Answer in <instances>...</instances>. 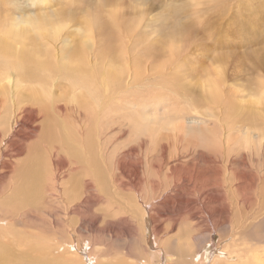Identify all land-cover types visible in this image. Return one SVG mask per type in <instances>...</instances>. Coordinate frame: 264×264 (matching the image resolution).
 <instances>
[{
	"label": "rangeland",
	"instance_id": "374dc122",
	"mask_svg": "<svg viewBox=\"0 0 264 264\" xmlns=\"http://www.w3.org/2000/svg\"><path fill=\"white\" fill-rule=\"evenodd\" d=\"M0 9L2 24L3 21L16 24L26 22L28 18L41 14L53 19L56 14H62L61 17L64 16L65 20L61 24L67 29L71 45L77 39L78 44L87 42L90 46L88 50L92 49L93 53L101 45H105V35L97 28L86 31L84 19L97 15L105 21L114 12L121 18L124 26L123 30L118 28L119 31L116 32L118 39L109 42L113 50L116 48L114 51L123 52L124 58L123 62H116L114 65L122 68V71L112 88L113 111H110L109 116L112 123L103 127L107 128L111 142L106 148L107 154L102 153L101 159L97 160L98 172L79 167L76 175L68 177L66 171L60 170L64 172V179H67V201L58 205L54 198H44V194L48 195L49 191L45 192L44 188H40L42 193L39 198L43 201L35 200V207L26 205L30 206L25 207L26 211L13 189L14 176L8 181L10 176L0 173L4 176L0 182L1 242H13L12 235L17 236L22 232L28 237L37 236L38 240L51 246L60 242L62 254L70 264H212L213 257L225 247L232 233L229 221L233 225V222H242L250 215L254 220L242 233V246L250 251L258 249L262 255L264 216L262 213L258 215L260 217L257 213H252L256 202L247 204L245 201L243 206L240 193H258L259 187L264 183V154L255 155L251 151L255 168L245 171V174L241 168H237L242 181L230 184L224 182L222 187L227 196L220 200L201 198L203 186L192 185L187 177L192 170V146L198 150L193 153V162L201 163L197 166L200 167L199 171L208 176L213 174L209 165L205 164L209 156L204 149L212 135H227L231 129L233 131L231 130L230 135L233 138L252 135L255 143L248 146V149H258L256 142L261 140L258 139L260 132L264 133V0H0ZM135 70L138 71V81H133L131 77ZM213 83L219 85L220 104H216L207 94ZM144 116L159 117L160 122L143 132L142 129L135 128V124ZM82 120L83 123L86 122L83 117ZM89 128L93 133V126ZM155 134L160 137L156 138L160 140L159 143L153 141L151 146L141 143ZM174 136L182 137L183 142L172 144L169 140ZM240 148L241 151L232 149V152L244 153L247 150L242 145ZM121 151H130V157L121 158L123 166L119 164L117 167L115 159ZM247 166L249 162L243 168L249 169ZM257 174L260 175L258 178ZM179 175L181 176L178 177ZM226 179L228 182L229 178ZM208 181L202 185L206 186L207 194L211 196L210 193H215L216 189L212 186L208 188ZM236 185L240 186L239 192L235 190ZM45 200L51 201L50 204L53 205L45 203ZM36 215H40L37 216L39 221ZM223 219L228 222L221 223ZM218 220L220 221L217 222ZM25 221H29L28 224L34 223L35 226L28 225ZM3 227L11 232L6 229L4 232L8 234L2 233ZM27 230L32 231V234ZM16 241L12 245V253L13 256H20L25 252V247Z\"/></svg>",
	"mask_w": 264,
	"mask_h": 264
},
{
	"label": "bare ground",
	"instance_id": "6f19581e",
	"mask_svg": "<svg viewBox=\"0 0 264 264\" xmlns=\"http://www.w3.org/2000/svg\"><path fill=\"white\" fill-rule=\"evenodd\" d=\"M3 4H4V2H3ZM9 7H11V6H9ZM13 8L14 7H12V9ZM61 15L62 14H59V15L56 14L55 16L52 15V18H53V16H54V18L51 19V18H49L50 16H48L46 14H41V15H37L36 17L28 18V20L26 22H21L18 24L13 23V22H7V21H3V24L0 23V173L8 174V176H10V177H8V181H9V178L11 179V176H14L15 180H14V184H13L14 185L13 189H15L17 197L21 200V203L24 205V210H25L26 205H31V207H32V205L34 206L33 203L35 202V200H37V202H38V200L43 201L42 198L41 199L39 198L40 194L42 193L40 188H44L45 192H46V190L49 191V193H47L48 195L44 194V192H43V194L45 195L44 198L48 197L49 200L51 198H54L58 205L67 201L68 192H67V188L65 186L67 179L66 180L64 179L65 178L64 172H62L60 170L66 171L68 177H71L73 174L76 175L78 173V169H80L79 167H87L89 170L91 168L94 171H97L99 169L97 160L101 159V157L103 156L102 153L107 154L106 148L109 147L110 142H111L110 136L107 134V130H106L107 128H103V127H106L105 125L109 126V124L112 123L110 120V117H109V116H111L110 115V111L112 110L111 103L113 102L112 95L114 93L112 88L115 85V83L117 82L118 76L121 74V71H122V68L118 67L117 65L116 66H114V65L116 62H119V63L123 62L124 56H123L122 51H119V50L114 51L116 48H114V50H113V47L110 46L109 42H111L112 39L113 40L118 39L116 32H117L118 28H120V30L124 29V26L122 23L123 21L114 12H111L108 15L107 20H105V21H102L97 15H92L91 17H87L86 19H84L83 24L86 25V28H85L86 31H92L93 29L97 28L99 30H102L101 33L102 34L104 33V35L106 37V38L104 37L105 41H103L105 45H101L100 48L101 47L102 48L97 49L96 53H93L92 49L90 51L88 50L90 46L88 45L87 42L82 41V44H80V43L78 44V39H77L75 41V43L71 45V43L68 41L69 39H68L67 29H64L65 26L63 24H61V22H63L62 20H65V17L64 16L61 17ZM21 25H25V26H21ZM125 26H126V24H125ZM172 50L173 49H171V51ZM135 71L136 72H132L131 77H132L133 81H135V80L138 81V71L137 70H135ZM217 82H218V80H217ZM218 86L219 85L216 83L211 84V86L209 87V92L207 93L209 96H211L212 100L216 104H220V101H221L219 99V94H218V88L219 87ZM263 92H264V90H263ZM231 108H232V106H231ZM212 115H214V114H212ZM82 117L86 121L85 123H83ZM158 118L159 117H148V116L146 117V116H144L143 118L140 119V121H137V123L135 124V128H137L139 130L142 129L143 132H145L149 127L157 126L159 124L160 118L159 119ZM215 118H216V120L218 119L216 116H215ZM78 122H80V123L78 124ZM234 122H235V120H234ZM92 126H93V128H91V129H92L93 133L90 132V128H89ZM225 130H226V128H225ZM231 130H229V134H227L228 132L226 133L227 135H224L221 133H219L217 135H212L208 139V142H207L208 144L204 145V147H205L204 149H206V153H208V156H209L205 160V162H206L205 164L209 165V167H210L209 170H211L213 173L210 176H208L204 173H201L199 171L200 167H197V166L199 164L201 165L200 162H198V164H196V162H193V159H194L193 153H196L198 150H197V148H195V146L191 145L192 146L191 147L192 153H190L191 154L190 156H192V157L190 159V162H192V164L190 166H191L192 170H190V176L187 178H188V180L192 181V185H200L201 184L200 186H203L201 188V189H203V192L201 191V193H202L201 198H204V200H208V199H210V197L211 198H217V200H220V199H223L224 196H227L226 190L222 187L224 182H225V184H230V182H234V181H240L241 182L242 181V175L237 173L236 169L241 168V170L244 171L243 173L245 174V171L252 170L253 168H255L254 165L252 164V162H254L255 160L253 161L251 156H250L251 151L253 152V154L255 153V155L259 153L261 156H263L261 153L264 154V133L260 132L261 136L258 139L259 140L261 139V140L258 143L256 142V144L258 145L257 146L258 149H256L257 151H255L254 149H251V148L248 149V146L254 145V143H255L252 140V135L250 137L239 136V139L233 138V136L230 135ZM156 138H160L158 134L150 136V138H148L147 140L146 139L143 140L141 143L145 146H151L153 141L155 143L156 142L159 143L160 140H158ZM169 141H171L172 144H178V143H182L183 139L180 136H178V137L174 136V137H171V139ZM254 141H256V140H254ZM158 143H157V145H158ZM240 145L244 146L243 149H245V150L247 149L246 150L247 153L246 152H244V153L243 152H234V153L232 152V149L233 150L236 149L238 151H241L242 149L240 148ZM160 148H162V147H160ZM129 152L122 153V151H121V153L118 154V157L115 159V163L117 164V167L119 164L121 166H123L122 165L123 160L120 161V159L123 157H125V158L130 157V154H128ZM198 154H200V153H198ZM169 155H170V153H169ZM246 157H248V159ZM257 158H259V157H257ZM78 159H79V161H78ZM154 159H155V157H154ZM259 159H258V161H260ZM44 160H45L46 164H45V162H43ZM146 162H147V160H146ZM247 162H249V166H247L249 169H244L243 166ZM81 163H83V165ZM155 164H156V162H155ZM102 165H104V164H102ZM113 165L115 166V164H113ZM104 167H106V166L104 165ZM158 168L159 167H157V169ZM180 169H181V167H180ZM182 171H184V170H182ZM88 173H90V171H88ZM251 173H253V172H251ZM257 173H258V171H257ZM178 174H179V172H178ZM180 174H182V173L180 172ZM150 175H152V174H150ZM258 175L259 174H257V178H258ZM180 176L181 175H179L178 177H180ZM251 177H253V176H251ZM153 178H154V176H153ZM226 178H229L228 182L226 181L227 180ZM2 179H4L3 174L0 175V182ZM208 179L212 180V181L209 182ZM206 181H208V183H209L208 188L215 187V189H216L215 193H212V192L210 193L211 196L209 194H207L206 186L202 185V184H205ZM247 181H248V179H247ZM249 181H251V180H249ZM160 183H161V181H160ZM0 186H2V185L0 184ZM189 186H190V184H189ZM210 186H212V187H210ZM236 187H237V188H235L236 192H239L240 186L236 185ZM244 187H246V185ZM257 188H258V186H257ZM68 189L70 190L69 187H68ZM165 189H166V187H165ZM257 192L258 193H255V192L244 193L243 192V195L241 192L240 197H241V200L243 201V206H244L245 201L247 204H250V203L254 204L256 202V204H255L256 207L254 209V212H252V213H257V216L260 213H262L261 215L264 216V183L259 187V191H257ZM11 193H12V191H11ZM150 195H151V193H150ZM198 195H195V196H198ZM19 199H18V201H19ZM192 200H193V198H192ZM192 200H191V202H192ZM167 201H166V203H167ZM48 202L46 201L45 203H48ZM50 202L48 204H50ZM170 202H172V201H170ZM56 203L54 202V204H56ZM39 204H40V202H39ZM23 205H22V208H23ZM70 205H73V203H71ZM152 205H153V203H152ZM178 205H180V203ZM183 205H185V203H183ZM45 206H47V204H45ZM187 206H189V205H187ZM28 207H30V206H28ZM28 207H26V208H28ZM193 207L194 206H192L191 208H193ZM249 207H250V205H249ZM14 208H13V211H15ZM19 208H17V209H19ZM55 208H57V205ZM252 208H253V206H252ZM44 209H46V207ZM194 209H195V207H194ZM48 210H50V209H48ZM57 210L59 211V209H57ZM245 211H247V210H245ZM182 212H184V211H182ZM209 212H211V211H208V213ZM25 213H27V212H25ZM39 213H35V214H39ZM51 213H49V214L51 215ZM187 213H188V211H187ZM44 214H43V216L46 217ZM172 214H169V215H172ZM143 215H144V213H143ZM17 216H18V214H17ZM37 216L38 215H36V218H37ZM73 216H70V217L72 218ZM239 216H241V215H239ZM254 216H255V214H254ZM18 217H20V216H18ZM32 217H33V215H32ZM32 217L30 216L31 219H32ZM167 217H168V215H167ZM171 217L174 218V216H171ZM181 217L182 216H180V218ZM183 217L186 218V216H183ZM211 217H213L212 214H211ZM230 217H231V215H230ZM258 217H260V216H258ZM26 218H24V219H26ZM242 218H243V214H242ZM24 219H23V221H24ZM31 219H30V221H31ZM68 219H70V218H68ZM208 220H209V218H208ZM253 220H254V218L249 215V217L242 220V222H239V221L238 222L235 221V223L233 222V225H232L231 221H229L230 222L229 224H231L230 226L232 227V233L229 235L230 237L228 239V242L227 243L225 242L226 243L225 247L222 250H220L218 255L213 257L214 260L212 259L213 260L212 264H264V254H263L264 252L261 255L257 251L258 249L255 251H250L246 247H243L244 245L242 246V240H241V239H243L241 237L242 233L246 229L247 225L252 224ZM37 221H39L38 218H37ZM219 221L220 220H218L217 222H219ZM240 221H241V219H240ZM12 222H14V221H12ZM25 222H27V221H25ZM28 222H27V224H28ZM58 222H61V221H58ZM154 222H156V221H154ZM160 222L162 223V221H160ZM200 222H198V223H200ZM226 222H228V221L223 219L221 223L224 224ZM45 223H46V221H45ZM54 223H55V221H54ZM167 223L169 225H172L169 222H167ZM191 224H193V223H191ZM2 225H3V223H2ZM30 225H34V223L30 224ZM58 225H59V223H58ZM213 225H215V223ZM219 225H220V223H219ZM4 226H6V225H4ZM163 227H165V226H163ZM217 227H218V225H217ZM39 228L41 229L42 227H39ZM6 229L7 228H4L2 233H6V232H4V230H6ZM44 229L45 228H43V230ZM141 229H142V227H141ZM151 229H153V227ZM162 230H164V229H162ZM204 230H205V228H204ZM7 232H11V231H8V229H7ZM34 232L37 233L36 231H34ZM42 232H44V231H42ZM28 233L32 234V231H28ZM6 234H8V233H6ZM61 234H62V232H61ZM3 236H5V235H3ZM39 236L41 237V235H39ZM132 236H133V234H132ZM12 237H14V241L17 240L16 242L18 244H20L22 246L24 245L23 247H25V250H24L25 252H22V254H20V256H13L12 248L14 246L13 245L14 241L13 242L11 240L5 241L3 239L4 242L0 241V264H15V263L16 264H70V262L67 261L66 258L64 257V255L62 254V252H63L61 249L62 244L60 242L55 243L54 245L51 246V245L44 243V241L42 242V241L38 240L36 238L37 236L35 238L34 237H28L27 235H24L23 232H22V234H17V236L12 235ZM7 239H8V237H7ZM220 239H222V237ZM225 240H226V238H225ZM165 241H167V240H165ZM171 241L173 242L172 239H171ZM195 242L196 241H194V243ZM51 244H52V242H51ZM140 245H141V243H140ZM17 247H19V246H17ZM261 247H262V245H261ZM177 248H179V247H177ZM163 249H164V247H163ZM200 249H201V247H200ZM261 250H262V248H261ZM180 254H183V252ZM191 254H193V252ZM200 254H202V253L200 252ZM214 254H216V253H214ZM136 255H137V252H136ZM152 256H154V255H152ZM148 257H149V255H148ZM163 257H164V255H163ZM166 257H167V255H166ZM190 257L192 258V256H190ZM167 258H166V260H168ZM174 258H176V257H174ZM186 258H189V256ZM187 260H189V259H186V261ZM201 260H202V258H201ZM189 262L190 261H188V263ZM184 264H185V262H184Z\"/></svg>",
	"mask_w": 264,
	"mask_h": 264
}]
</instances>
